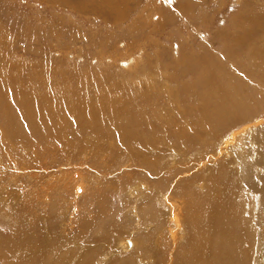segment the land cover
I'll list each match as a JSON object with an SVG mask.
<instances>
[{"label": "rangeland", "instance_id": "rangeland-1", "mask_svg": "<svg viewBox=\"0 0 264 264\" xmlns=\"http://www.w3.org/2000/svg\"><path fill=\"white\" fill-rule=\"evenodd\" d=\"M263 161L264 0H0V264H264Z\"/></svg>", "mask_w": 264, "mask_h": 264}, {"label": "bare ground", "instance_id": "bare-ground-1", "mask_svg": "<svg viewBox=\"0 0 264 264\" xmlns=\"http://www.w3.org/2000/svg\"><path fill=\"white\" fill-rule=\"evenodd\" d=\"M247 125V124H246ZM250 125V124H249ZM242 126V125H241ZM246 127V126H245ZM247 128H248V126H247ZM245 129V128H244ZM229 130V129H228ZM251 130V129H250ZM253 130V129H252ZM242 131V130H241ZM232 132V131H231ZM244 132V131H243ZM240 132H238V133H236V132H232V133H230V135L228 134V136L226 137L225 136V138H222L221 139V145H219L218 147H217V151L215 150L210 156H208V157H204L205 159H210V160H207V162H210V161H212V162H214V161H216L217 159H218V157L220 158L221 156H225V157H230L231 158V160L232 159H234L235 160V162H234V164H235V166L239 169L240 167H241V165H240V159H239V156L236 154V152H235V146H236V142H237V140H238V134H239ZM247 133V132H246ZM244 135V134H243ZM201 155H202V153H201ZM246 155V154H245ZM196 156V155H195ZM197 158H198V156H197ZM202 161V160H201ZM199 162V163H201V164H206V162L204 161H202V162ZM264 162V161H263ZM190 164V163H189ZM192 164H193V162H192ZM197 165V164H196ZM195 165V163H194V167L196 166ZM207 165V164H206ZM210 165V164H209ZM193 166V165H192ZM172 169H178V164H175V165H173V167H172ZM193 169H195V168H193ZM170 172V171H169ZM173 172V171H172ZM171 173V172H170ZM170 173L168 174V175H170ZM173 176V175H172ZM200 183H202V180L201 181H199ZM188 185V184H187ZM185 186V185H184ZM179 187V186H178ZM203 187V186H202ZM186 189V187H184V189L181 191L179 188H178V191H177V193H176V195L174 196V198L173 197H171V196H169V195H163V193H161L162 194V196H161V201H162V203L164 204V202H165V204L164 205H167V207H169V210H168V215H165V219H167V227L170 229V238H172V240H173V242L175 243L176 241H177V239L179 238V236L180 235H182L183 234V232L186 230V228H185V225H184V223H185V221H184V219H183V217H184V215H183V213L185 212V214H187L191 219H193V215H192V213L190 212V210L192 211V206H194V208H195V211L197 210V207H199V209H198V212H199V210H200V208L201 209H203V210H205V212H204V214H207V208L208 207H210V205L208 206V204L207 203H203V206H200L201 205V202L200 201H198V205L197 204H195V205H193L194 203H192V201H187L186 199H183V197H184V195H182V193L184 192V190ZM180 194V195H179ZM183 196V197H182ZM179 197V199H176V198H178ZM182 199V201H180L181 199ZM164 200V202H163V200ZM171 199L173 200V202L171 201ZM175 202H177L176 204H175ZM184 206H186L185 208H184ZM215 206H216V204H215V202H214V207L213 208H215ZM217 207V206H216ZM212 208V209H213ZM191 215V216H190ZM195 216H196V214H195ZM216 215H215V209H213V212H212V215H210V217L211 218H214ZM185 218V217H184ZM171 222H173L174 224H172ZM173 225H174V227H173ZM188 225V224H187ZM189 226V225H188ZM159 229V228H158ZM208 230V229H207ZM161 231V230H160ZM197 233V232H196ZM167 234V233H166ZM203 234V233H202ZM198 235V234H197ZM208 235H210V234H208ZM202 237H203V235H202ZM202 237L200 238V241L198 242L197 240H196V243H195V245H192L190 248H189V250H187L188 252H187V254L184 256L186 259H189V262H190V264H203L204 263V258H205V252H206V250H207V248H206V246H205V244H204V242H203V240H201L202 239ZM204 238V237H203ZM124 239V240H123ZM191 239V238H190ZM168 240V239H167ZM119 241H120V245H121V247L122 248H128V247H130V246H134L135 244H136V242L134 241V239H131V238H122V240L119 238ZM172 242V243H173ZM118 243V242H117ZM170 244V243H169ZM175 245H176V243H175ZM174 244H173V247H171V248H167L166 249V252L168 251V250H170V252L169 253H172V252H174V246H175ZM207 245V244H206ZM118 247V246H117ZM121 248V249H122ZM133 248V247H132ZM161 248V247H160ZM118 249L119 248H117V251H118ZM255 249V248H254ZM211 250V249H210ZM120 251V250H119ZM125 251V250H124ZM241 251V250H240ZM255 251V250H254ZM254 251H252V253L254 252ZM121 252V251H120ZM185 252V251H184ZM224 252V251H223ZM222 252V253H223ZM181 253V252H180ZM221 253V254H222ZM166 254V253H165ZM225 254V253H224ZM163 255V254H162ZM174 255V254H173ZM182 255V254H181ZM234 255V254H233ZM130 256V255H129ZM244 256H245V253H241V256H236V254H235V257H232V259H229L228 261H221V262H219V259H213L212 260V263L211 264H246L247 262V260L246 261H244L243 260V258H244ZM164 257V262H163V264H170V263H172V257L171 256H169V257H166V256H163ZM246 258V257H245ZM167 259H169V260H167ZM129 260V259H128ZM167 260V261H166ZM180 260V259H179ZM181 260H183V259H181ZM180 260V261H181ZM185 260V259H184ZM166 261V262H165ZM182 263V262H181ZM185 263V262H184Z\"/></svg>", "mask_w": 264, "mask_h": 264}]
</instances>
